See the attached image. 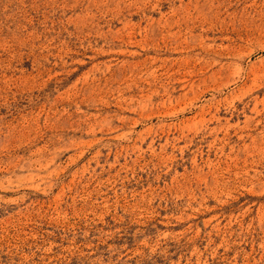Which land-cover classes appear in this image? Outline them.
Instances as JSON below:
<instances>
[{"label":"rangeland","instance_id":"374dc122","mask_svg":"<svg viewBox=\"0 0 264 264\" xmlns=\"http://www.w3.org/2000/svg\"><path fill=\"white\" fill-rule=\"evenodd\" d=\"M0 264H264V0H0Z\"/></svg>","mask_w":264,"mask_h":264}]
</instances>
